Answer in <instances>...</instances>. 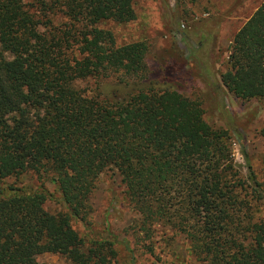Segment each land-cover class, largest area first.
Masks as SVG:
<instances>
[{"label": "trees", "instance_id": "obj_1", "mask_svg": "<svg viewBox=\"0 0 264 264\" xmlns=\"http://www.w3.org/2000/svg\"><path fill=\"white\" fill-rule=\"evenodd\" d=\"M135 4L0 0V178L32 172L50 179L66 208L48 212L43 186L35 192L0 189V264H39L36 257L44 253L63 254L73 264H111L115 241L87 245L73 226H89L91 197L108 169L119 172L139 213L135 229L143 234L138 241L150 242L145 250L154 252L151 244L163 226L186 236L201 264H264V219L258 216L264 169L259 178L249 163V178L241 175L230 131L210 125L200 101L142 84L149 77L148 44L118 45L113 32L100 27L135 21ZM56 16L64 23L56 24ZM177 32L219 96V82L196 47H187L192 32ZM229 64L221 75L229 93L264 97V2L235 33ZM111 74L138 87L123 99L103 97L100 84L91 92L77 87Z\"/></svg>", "mask_w": 264, "mask_h": 264}, {"label": "rangeland", "instance_id": "obj_2", "mask_svg": "<svg viewBox=\"0 0 264 264\" xmlns=\"http://www.w3.org/2000/svg\"><path fill=\"white\" fill-rule=\"evenodd\" d=\"M263 2L264 0H136L135 21L100 25L102 29L113 32L118 45L136 41L148 44L146 61L149 77L142 84L150 82L158 89L178 90L183 95L200 101L205 120L215 128L230 131L234 163L245 179L250 176L249 163L259 178L264 169V97L241 99L234 96L222 85L221 75L230 66V46L235 33ZM168 8L171 11V23L166 20ZM177 13L180 15L179 23ZM54 19L56 24L65 20L61 16ZM39 27L44 29L41 21ZM180 30L192 32V36L187 37V47L188 44L196 47L197 55L209 70L208 75L219 82L223 91L219 96L213 87L205 83L199 65L189 59V51L177 32ZM193 32H205L207 38L200 41ZM99 84L100 90H103L102 96L112 99H123L138 87L136 83H121L116 74L104 77L98 83L94 77H89L78 81L77 87L91 92L96 91ZM240 141L247 149L248 160ZM42 186L49 193L45 209L51 213L66 212L61 195L50 179L41 180L32 172L25 173L19 179L0 178V189L16 187L25 192H35L40 191ZM91 204L89 226L79 221H73V226L87 245L91 244V239L99 243L115 241L117 256L112 258L111 264H201L192 255L188 238L174 233L169 227L158 226L151 244L154 245V252L145 250L144 245H150V242L138 241L139 236L143 235L136 232L138 227L135 229L139 213L132 207L117 170L108 169L99 176ZM258 216L264 219V205L259 208ZM36 260L39 264H73L67 256L55 253L38 255Z\"/></svg>", "mask_w": 264, "mask_h": 264}]
</instances>
